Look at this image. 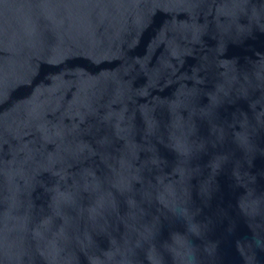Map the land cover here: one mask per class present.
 Masks as SVG:
<instances>
[{"label":"water","instance_id":"95a60500","mask_svg":"<svg viewBox=\"0 0 264 264\" xmlns=\"http://www.w3.org/2000/svg\"><path fill=\"white\" fill-rule=\"evenodd\" d=\"M0 264H264V0H0Z\"/></svg>","mask_w":264,"mask_h":264}]
</instances>
